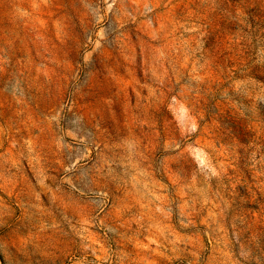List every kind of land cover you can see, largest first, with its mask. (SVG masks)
<instances>
[{
  "label": "rangeland",
  "instance_id": "obj_1",
  "mask_svg": "<svg viewBox=\"0 0 264 264\" xmlns=\"http://www.w3.org/2000/svg\"><path fill=\"white\" fill-rule=\"evenodd\" d=\"M0 264H264V0H0Z\"/></svg>",
  "mask_w": 264,
  "mask_h": 264
}]
</instances>
